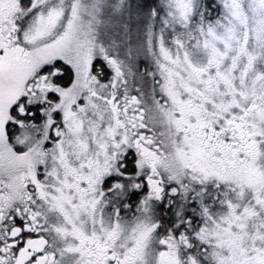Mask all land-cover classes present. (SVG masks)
<instances>
[{"label": "snow or ice", "instance_id": "6c2138e0", "mask_svg": "<svg viewBox=\"0 0 264 264\" xmlns=\"http://www.w3.org/2000/svg\"><path fill=\"white\" fill-rule=\"evenodd\" d=\"M0 264H264V0H0Z\"/></svg>", "mask_w": 264, "mask_h": 264}]
</instances>
